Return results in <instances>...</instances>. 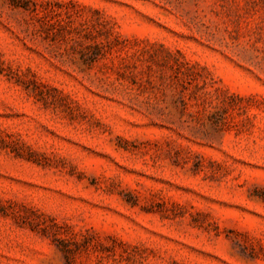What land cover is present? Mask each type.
<instances>
[{"label":"rangeland","instance_id":"rangeland-1","mask_svg":"<svg viewBox=\"0 0 264 264\" xmlns=\"http://www.w3.org/2000/svg\"><path fill=\"white\" fill-rule=\"evenodd\" d=\"M0 264H264V0H0Z\"/></svg>","mask_w":264,"mask_h":264}]
</instances>
